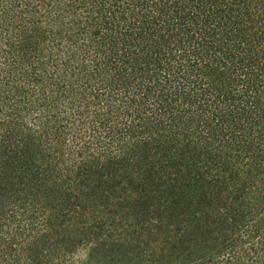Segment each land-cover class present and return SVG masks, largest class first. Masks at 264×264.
<instances>
[{"label":"trees","instance_id":"1","mask_svg":"<svg viewBox=\"0 0 264 264\" xmlns=\"http://www.w3.org/2000/svg\"><path fill=\"white\" fill-rule=\"evenodd\" d=\"M0 264H264V0H0Z\"/></svg>","mask_w":264,"mask_h":264}]
</instances>
